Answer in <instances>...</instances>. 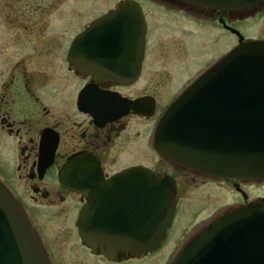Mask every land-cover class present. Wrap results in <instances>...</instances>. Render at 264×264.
<instances>
[{
    "label": "water",
    "instance_id": "water-1",
    "mask_svg": "<svg viewBox=\"0 0 264 264\" xmlns=\"http://www.w3.org/2000/svg\"><path fill=\"white\" fill-rule=\"evenodd\" d=\"M188 1L223 11L259 9L264 3ZM221 23L238 36L239 45L168 108L156 130V148L164 158L206 175L261 181L264 40H245L224 20ZM146 32L141 7L128 1L95 20L74 42L69 60L95 78L124 81L133 70L127 63L134 62L139 72ZM73 162L60 178L67 188ZM96 172L99 179L92 184L78 221L83 244L109 260L127 252L140 256L159 249L176 212L175 180L145 167L128 169L109 182ZM0 264H52L38 231L1 181ZM171 264H264V201L230 209L214 219Z\"/></svg>",
    "mask_w": 264,
    "mask_h": 264
},
{
    "label": "flooded vegetation",
    "instance_id": "flooded-vegetation-1",
    "mask_svg": "<svg viewBox=\"0 0 264 264\" xmlns=\"http://www.w3.org/2000/svg\"><path fill=\"white\" fill-rule=\"evenodd\" d=\"M132 1L141 5L147 19L142 2ZM147 1L164 10L189 13V17L194 14L205 15L218 20L225 18L230 22L237 15L236 12H222L185 0ZM81 15L82 13L79 17ZM7 18L23 19L19 13L9 14ZM87 27L88 25L73 35L66 48L64 63L52 75L45 72V68L49 67L44 66V47L39 48L38 42L36 48L25 45L28 52L32 51L29 54L31 59L24 57L11 66L12 62L6 55L8 51H5L0 62V161L5 167V171L0 170V179L21 202L35 226L39 228L32 212L35 206L41 205L40 203L51 207L68 204L73 209L71 214L76 212L74 226L79 237L77 223L82 209L88 205L87 196L92 191L91 186L95 179H99L97 170L101 172L105 182L137 166L147 167L160 176L169 174L156 169V164L159 163V166L171 165L178 171L169 174L176 178L178 196L182 190L180 176L183 173L233 186L238 183L242 190L247 181L217 180L186 170L164 159L156 150L158 123L170 104L196 77L189 81L188 86H181L167 96V100H170L173 94L172 101L165 106L160 104L156 91L141 92V88L145 86L142 83L150 80L149 76L152 77L151 80H157V61L148 50L147 40L144 59L138 64V75L129 72L124 81L95 78L81 70L75 61L69 60L75 38ZM36 34L38 38L39 34ZM25 41L29 43L28 40ZM148 61L149 71L146 77ZM127 64L134 66L131 62ZM17 86H20V94L26 98L25 102H20L15 93ZM143 99V104H138ZM140 129L145 130L142 133ZM142 147L150 159L144 154L143 160L140 159ZM70 161H74L69 175L71 190L60 183L62 169ZM6 176L17 182L19 188L8 185L5 182ZM83 190H86L87 195L81 192ZM26 193H29V198ZM237 194L242 201L235 206L250 202V197L244 200L240 192ZM46 245L49 247V244ZM88 255L94 259H102L106 264H125L147 257L127 253L116 261H110L93 254L89 248Z\"/></svg>",
    "mask_w": 264,
    "mask_h": 264
},
{
    "label": "rangeland",
    "instance_id": "rangeland-1",
    "mask_svg": "<svg viewBox=\"0 0 264 264\" xmlns=\"http://www.w3.org/2000/svg\"><path fill=\"white\" fill-rule=\"evenodd\" d=\"M121 1L126 0H0V62L5 51H8L6 55L12 62L11 66L24 57L31 59L29 54L32 51L28 52L25 45L36 48L38 42L39 48L44 47V66L49 67L45 68V72L52 75L64 63L66 48L73 35L83 30L95 17L116 8ZM140 1L148 19V50L157 61V80H151L149 76L150 80L142 83L145 86L141 92L156 91L160 104L165 106L172 101L173 94L170 100L167 96L187 85L210 63H215L214 60L229 53L239 41L224 30L217 18L195 14L189 17V13L168 11L147 0ZM15 13L22 15L23 19L7 18V15ZM229 23L247 39H264V7L249 16L232 18ZM15 93L20 102L26 101L20 94V86L15 88ZM144 130L140 129L142 133ZM140 151L141 160L143 154L149 158L143 147ZM2 164L0 161V170L5 171ZM156 169L169 174L178 172L171 165L159 166V163ZM180 179L182 190L178 196L177 214L161 249L139 261L125 264H168L188 237L242 201L232 184L213 182L188 173L181 174ZM5 182L15 189L19 188V184L8 176ZM242 188L251 200L264 197V182H246ZM28 195L26 193L29 198ZM40 204L32 212L46 244L53 252L55 264H106L102 259L89 256L88 248L80 243L74 226L76 212L72 215L73 209L68 204H56L55 207Z\"/></svg>",
    "mask_w": 264,
    "mask_h": 264
}]
</instances>
